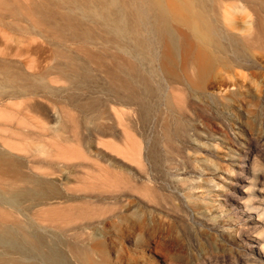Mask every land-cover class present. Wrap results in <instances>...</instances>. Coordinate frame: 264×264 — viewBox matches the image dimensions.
<instances>
[{
	"label": "bare ground",
	"instance_id": "bare-ground-1",
	"mask_svg": "<svg viewBox=\"0 0 264 264\" xmlns=\"http://www.w3.org/2000/svg\"><path fill=\"white\" fill-rule=\"evenodd\" d=\"M228 1L41 0L28 8L32 20L46 27L53 39L84 45L87 62L57 48L54 54L63 61L55 70L78 83L90 77L88 63L94 64L100 96L78 105L95 111L99 123L91 130L100 139H110L103 140L105 148L119 145L117 149L132 156L134 152L139 154L142 142L146 159L153 165L167 161L183 175L210 174L203 183L213 184L206 189L207 202L202 198L203 202L187 207L181 197L176 206L181 237L194 239L188 223L202 227L198 233L202 251L189 260L170 258L167 264H264V256L254 253L255 249L264 255V148L259 149L260 140L254 136L244 141L225 136L218 137L221 142H214L213 126L201 123L200 127L188 120L192 104H197L195 99L203 100L201 79L217 55L239 63L249 43L264 37V0H249L263 16L247 36L230 32L227 16L234 7ZM0 5L17 12L8 1L0 0ZM175 23L191 26L197 41ZM96 39L112 43L114 51L106 54L89 49ZM17 74L7 78L28 81ZM184 82L189 88L182 86ZM197 108L202 110L199 105ZM189 148L196 155L193 160L187 156ZM101 152L106 153L103 149ZM101 165H97L100 186L109 188L114 183L110 164ZM146 178V182H152ZM180 181L189 186L186 178ZM45 182L22 176L18 162L0 154V206H10L14 212L23 198L47 199ZM188 209L192 222L186 221ZM30 223L0 210V264H104L99 245L67 240L61 243L67 255L59 248L58 238L44 236ZM214 241L219 250L214 249Z\"/></svg>",
	"mask_w": 264,
	"mask_h": 264
},
{
	"label": "rangeland",
	"instance_id": "rangeland-1",
	"mask_svg": "<svg viewBox=\"0 0 264 264\" xmlns=\"http://www.w3.org/2000/svg\"><path fill=\"white\" fill-rule=\"evenodd\" d=\"M5 1L15 6L17 12L11 13L0 5V154L17 161L22 176L46 181L47 199L23 198L16 211L7 205L0 206V210L19 221L31 222L33 228L50 239L58 238L59 248L64 252L61 243L67 240L99 245L104 264H167L170 258L189 260L200 255L198 233L202 227L188 223L194 239L181 237L176 206L181 197L187 207L192 202H203L202 198L207 202L206 189H211L213 184L203 183L210 174L203 171L193 177L183 175L167 161L153 165L146 159V146L142 142L139 154L134 152L132 156L117 149L119 145L105 148L103 140L110 139H100L91 130L99 123L96 113L85 112L78 105L100 96L94 64L88 63L90 77L78 83L70 82L55 70L63 61L54 54L57 48L87 62L84 45L53 39L46 27L32 20L28 8L41 0ZM228 2L234 7L227 16L230 32L241 36L254 32L253 24L263 13L249 0ZM175 24L196 40L197 34L191 26ZM249 44L239 63L217 55L201 79L203 100L192 98L197 104H192L188 120L200 127L201 123L213 126L214 142H221L218 137L234 136L244 141L254 136L260 140L261 150L264 148V37ZM88 47L106 54L115 48L99 39ZM204 47L210 52L209 47ZM188 70L193 76L190 65ZM10 72L24 75L32 85L19 88L22 81L11 83L6 79L5 73ZM25 83L23 80L21 84ZM183 84L185 89L189 88ZM190 132L194 141L195 135ZM187 153L190 160L196 158L192 149H187ZM100 162L110 164L114 183L109 188L100 186L97 166ZM147 176L152 182H146ZM182 178L187 179L189 186L181 184ZM198 183L203 187L191 188ZM111 195L116 198H110ZM189 213L188 209V222L192 218ZM213 247L219 250L215 241ZM254 253L264 256L255 249Z\"/></svg>",
	"mask_w": 264,
	"mask_h": 264
},
{
	"label": "crops",
	"instance_id": "crops-1",
	"mask_svg": "<svg viewBox=\"0 0 264 264\" xmlns=\"http://www.w3.org/2000/svg\"><path fill=\"white\" fill-rule=\"evenodd\" d=\"M12 74H17V73H14V72H10V73H5V77H6V79L9 81V82H11V83H14V82H16V81H11V80H9L8 78H7V76H11ZM17 75H19L20 77H23L22 75H20V74H17ZM23 78H27V77H23ZM28 79V81H25L26 83L23 85V84H21L20 83V85L18 86L19 88H25V87H29V86H31L32 85V83L31 82H29V78H27ZM18 81H20V80H18ZM83 110V109H82ZM83 111H85V112H89V111H86V110H83ZM95 112V111H94Z\"/></svg>",
	"mask_w": 264,
	"mask_h": 264
}]
</instances>
